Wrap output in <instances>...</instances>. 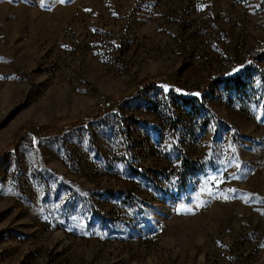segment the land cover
I'll return each instance as SVG.
<instances>
[{
  "label": "rangeland",
  "instance_id": "1",
  "mask_svg": "<svg viewBox=\"0 0 264 264\" xmlns=\"http://www.w3.org/2000/svg\"><path fill=\"white\" fill-rule=\"evenodd\" d=\"M260 49L264 0H0V264H264Z\"/></svg>",
  "mask_w": 264,
  "mask_h": 264
},
{
  "label": "trees",
  "instance_id": "2",
  "mask_svg": "<svg viewBox=\"0 0 264 264\" xmlns=\"http://www.w3.org/2000/svg\"><path fill=\"white\" fill-rule=\"evenodd\" d=\"M262 55H264V49L255 50L252 53L253 58H258V57L261 58ZM155 85H156V81H154L152 79H151V81L150 80L148 81V80L144 79V80H141L140 82L137 83L136 90H137V92H140L143 89H148V88L154 87ZM182 98H184V97H182ZM49 127H44V128H41V129H46V128H49Z\"/></svg>",
  "mask_w": 264,
  "mask_h": 264
},
{
  "label": "built area",
  "instance_id": "3",
  "mask_svg": "<svg viewBox=\"0 0 264 264\" xmlns=\"http://www.w3.org/2000/svg\"><path fill=\"white\" fill-rule=\"evenodd\" d=\"M101 99H103V97H101ZM100 105L103 106V102L102 101H100Z\"/></svg>",
  "mask_w": 264,
  "mask_h": 264
}]
</instances>
